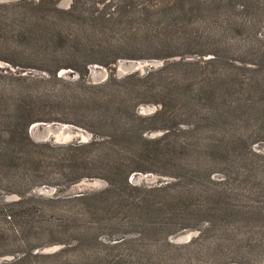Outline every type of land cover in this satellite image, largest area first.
<instances>
[{
    "label": "rangeland",
    "instance_id": "1",
    "mask_svg": "<svg viewBox=\"0 0 264 264\" xmlns=\"http://www.w3.org/2000/svg\"><path fill=\"white\" fill-rule=\"evenodd\" d=\"M16 96L0 264H264V0H0Z\"/></svg>",
    "mask_w": 264,
    "mask_h": 264
},
{
    "label": "trees",
    "instance_id": "2",
    "mask_svg": "<svg viewBox=\"0 0 264 264\" xmlns=\"http://www.w3.org/2000/svg\"><path fill=\"white\" fill-rule=\"evenodd\" d=\"M190 87L191 86H189V89L186 92V101H188L189 103H192L194 98L199 96L198 93L202 92L207 94V92L213 91L212 87H210L209 85H207L206 87H201L200 90L199 88L196 90L194 89L190 90ZM15 100H16L15 106H12L10 108L7 116L0 115V119H2V121H6L7 122L6 126L8 127V130L6 131L0 129V158H4V160L9 159L11 161H20V160L27 161L28 160L27 157H31V158L34 157L33 149L38 146L37 143H34L32 141L28 132L29 126L35 120H29L30 117L26 116L27 106L24 102V98L18 96L17 99L15 98ZM16 135H19L24 140L25 144H23L22 142H17ZM211 145L216 147L215 143ZM22 155L25 157L22 158L21 157ZM4 174H6V172ZM29 177L26 174V172H19L18 170H15L14 173L9 176L2 175V173H0V182L6 183V185H10V186L17 185L18 187L24 184L25 186H28V189H30L32 188L33 184H30L31 177L30 178ZM78 177L79 178L87 177V174ZM78 177L76 179H78ZM88 177H92V176H88ZM122 182L125 186L130 187L127 183L126 175L123 176ZM81 197L82 196L78 198ZM85 210L87 211V213L93 215L95 211L98 210L96 200L93 199L92 202H90V206ZM0 213L2 216L5 217V219L7 218L8 220H10L12 217L9 214L2 213V211ZM35 248H37V246L29 247L30 251H32V249ZM139 263L140 264L143 263L141 257H139L138 259L136 258L135 264H139Z\"/></svg>",
    "mask_w": 264,
    "mask_h": 264
},
{
    "label": "water",
    "instance_id": "3",
    "mask_svg": "<svg viewBox=\"0 0 264 264\" xmlns=\"http://www.w3.org/2000/svg\"><path fill=\"white\" fill-rule=\"evenodd\" d=\"M33 127H34V125H32V126H31L30 130H32V129H33ZM53 129H55V130H56V132H59V131H61V129H60V128H57V127H53Z\"/></svg>",
    "mask_w": 264,
    "mask_h": 264
}]
</instances>
